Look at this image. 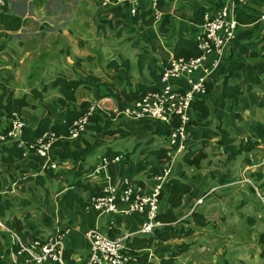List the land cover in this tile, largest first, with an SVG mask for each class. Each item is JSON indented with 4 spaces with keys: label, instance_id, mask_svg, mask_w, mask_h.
I'll use <instances>...</instances> for the list:
<instances>
[{
    "label": "crops",
    "instance_id": "1",
    "mask_svg": "<svg viewBox=\"0 0 264 264\" xmlns=\"http://www.w3.org/2000/svg\"><path fill=\"white\" fill-rule=\"evenodd\" d=\"M20 1L23 6L19 8L13 7V0H9L11 12L25 18L33 17L28 19L30 24H33V20H36L37 17H45L43 19L45 24H40V26H47L45 27L47 34L51 35L50 33H53L55 24L58 25L57 31L54 32L56 36L53 39L50 38L51 41H55L59 36V39H62V37L68 39V41H65L67 43L65 48L58 43L59 50L56 53L55 63L52 65L54 73L46 81L48 87H50L54 75L72 76L75 69L83 73L93 71L100 75L103 80L112 83L113 86L96 83L90 84L91 88H87V91L83 87L78 88L77 101L88 94L93 100L84 131L77 135L54 138L46 155L41 156L36 151L29 150L19 161L1 164V195L14 200V205L8 210V214L21 216L25 211H30V214L24 219L25 227L27 229H41L44 235H52L58 229L67 227L63 236L64 247L73 249L71 256L74 263L80 264L83 262L89 247L85 231L92 225L104 228L109 217L101 215L90 208L82 210L77 203L71 208L68 207L63 200L62 193L67 187L72 186L70 181L50 178L46 181L47 192L35 182L27 181L25 190L18 192L15 183L20 175L37 170L42 171L51 162H57L60 167L65 169L69 179L88 175L101 186L119 187L121 178L127 176L140 179L142 185L146 189H150L156 183L162 182L166 176L178 175L184 170L183 178L191 183V190L186 193L182 204L176 207L177 223L193 226L194 232L191 237L194 240L205 239V234L210 230L219 235L222 232L221 225L224 219L221 216L223 214H212L213 209L223 211L225 202L229 201V198L235 195L236 191L243 198L247 197L246 188L242 189L244 184L241 182L242 179L250 178L248 173L251 170L264 172V144L251 150L252 160L250 164H244L240 159L231 160L227 163L219 161V158H222L223 155L217 147L218 132L215 128V124L220 122L225 127H229L234 135L244 138L248 135L253 136L249 126L251 119L264 120V58L260 56L261 54L247 57L239 51L240 42L245 40L249 47L259 53L261 52L264 46L262 38L264 24L255 20L249 24L238 25L235 35L225 45L224 57L221 60V64L225 63L228 53L232 51L237 58L245 61V66L234 72L231 81L241 84L251 83L252 89L250 91L229 98L223 97L220 92L221 65L212 69L205 79L212 82V90L202 92L198 96L207 101L212 110V115L191 110L190 117L192 119L199 118L207 120L208 123L190 124L185 142L188 146L196 147L201 144L202 140L207 139L209 141L207 148L212 162L206 165V160H204L200 167H185L180 158L171 162L160 161L154 153L141 152L142 147L158 148L159 146L168 145L164 133L166 125L154 118H136L119 112L124 104L121 92L124 85V67L115 70L108 68L106 63L112 59L120 62L122 59L128 58L132 69L136 70L135 59L132 56V54H136L134 47L139 50L151 47L149 39L151 32L156 33L152 39V44L157 49L160 46L170 49L176 39V31L179 29L187 36L201 33L202 24H194L178 17L174 13V8L183 6L192 9L204 4L207 7V15L214 16L220 9V2L217 0H169V5L164 10L157 12L154 22L140 30L132 22L133 2L128 0H34L43 14H39L38 8L36 9V6L33 5V0ZM263 1L246 0L239 4L236 3L232 6V9L234 12L238 9H245L256 15L260 11ZM145 3V0H140L138 6H144ZM46 11L47 14L45 15ZM165 17L166 20L163 21ZM99 23L103 24L100 28L98 27ZM66 25H70V28ZM23 28L32 27L26 23L19 29ZM18 30H6L0 25V36L4 32L9 39V35H13ZM39 30L37 27L33 31L37 33ZM138 37H141L142 41ZM157 39L158 44L155 42ZM17 41L19 44H15L16 46H23L24 43L21 42V39ZM8 43L5 40L0 43V91L10 88L18 94L21 88L18 87L19 83L23 84V79L28 71L37 66V64L34 66L32 61L31 64L29 63L31 57L28 56V53L35 52L38 46L33 48L26 46L24 49L21 47L24 57L17 48H13ZM128 50L130 54H127ZM41 53L42 55L45 54V52ZM76 56L83 58L80 65L74 63ZM100 72L102 75L99 74ZM131 81L132 86L135 88L139 81H147L146 74H140L136 80L131 77ZM27 89L24 86L23 91H27ZM107 91H111V94L103 96ZM75 105L76 103H72L70 106ZM108 105L112 106L117 112L115 122L123 124L131 132L128 138L119 143H124L130 139L134 143L138 142L139 145L133 147V144L130 149L128 146H123L120 149L119 159H111L105 168L95 172L94 167L103 156L105 146L111 145L114 149H118L115 147L114 137L102 133L103 116L99 108ZM31 107V111L24 108L21 114L26 123L35 124L40 115L33 112ZM43 107L44 112L42 114H50L55 120L61 119L66 109L65 107L58 108L50 101H47L45 106L43 103ZM231 110L239 113V116H235L231 113ZM6 122L7 117L0 110V124L4 125ZM78 150L83 151L78 157H75L74 153ZM122 151H127L128 156L125 157ZM215 157L217 158L215 159ZM214 186L217 187L211 190L210 188ZM232 189L235 192H232ZM201 197V202L194 206L197 199ZM232 201H234L233 197ZM165 207V199H161V209ZM192 210H196L206 217L205 225L199 226L193 220L191 213H189ZM217 216L220 218L217 219ZM245 217L242 222L243 229H246L249 234H253V228L258 226L256 225L257 219L254 224L250 225L246 222ZM114 219H116L114 226L120 228L121 234H130L141 223V217L138 214L126 217L117 215ZM257 229L255 236H252L255 237L259 255L262 248L259 233L262 228L258 226ZM0 230L2 244L11 246L15 240L13 234L3 228H0ZM224 235L226 239H230L229 235L232 234L225 233ZM191 240L193 239L191 238ZM178 243L179 241L175 239L165 241L155 238L151 246L156 247L158 252L165 253L168 249H176ZM197 243L204 244L201 241ZM197 243H193L189 249ZM189 249L181 253L177 257V261L181 255H184L182 258L183 264H205L206 260L202 257L199 259H196L197 257L195 259L190 258ZM1 251L3 249L0 247V258H5L8 264H15L23 257V254L18 251H11L6 255H3ZM217 253H221L220 250H217ZM260 261L264 264L263 258L260 257ZM48 264L58 263L53 261Z\"/></svg>",
    "mask_w": 264,
    "mask_h": 264
},
{
    "label": "trees",
    "instance_id": "2",
    "mask_svg": "<svg viewBox=\"0 0 264 264\" xmlns=\"http://www.w3.org/2000/svg\"><path fill=\"white\" fill-rule=\"evenodd\" d=\"M169 0H157L154 7H150L145 3L135 8L132 14V22L135 23L138 29L142 30L146 26L151 25L156 19L157 12L164 10L169 5ZM220 4H224L226 0H217ZM236 3H240L239 0H234ZM174 13L191 23L202 24L205 20L207 13V7L204 4H200L192 9L178 6L174 8ZM257 15V14H256ZM256 15L245 9H238L235 12V17L239 25L249 24L256 20ZM165 21L166 17L163 18ZM27 23L26 18L17 13H13L9 8L0 11V25L4 29L10 31H16L20 27ZM103 24H98V27ZM156 33H150L151 47L142 48L136 52L135 68L141 75L146 74L147 81H139L134 88L131 81L130 67L131 62L128 58L122 59L118 62L112 59L106 63V66L111 69L118 70L120 67H124L123 78L124 85L121 88L122 98L125 101H131L138 98L147 91L155 90L157 88V82L161 77L162 69L167 65V56L160 54L156 51V46L152 43V39ZM262 38L264 41V30L262 32ZM162 48V46H160ZM239 51L247 57L257 56L259 52L249 47L245 40H242L239 45ZM201 53V49L198 46L195 35L187 36L182 30L176 31V39L170 47L168 54H172L174 57L190 58ZM167 54V55H168ZM82 57L76 56L74 63L80 65ZM245 66V61L236 57L235 53L230 51L227 55V61L221 64V95L225 98L240 95L245 91L252 89L251 83L241 84L238 82H232L231 76L239 69ZM75 73L72 76H66L62 74H56L52 77L50 87L46 81L38 79L39 84L35 85L34 80L37 79L38 74L31 72L27 76L28 90L22 93L16 94L13 89H5L0 91V110L4 114L11 115L16 112L21 118L22 110L27 106L36 105V101L43 100L49 88L53 89L55 96L51 99L54 106L60 108L65 107L63 117L59 120H55L50 114H41L35 124L25 123L21 126L20 131L16 137L7 136L5 140H0V167L2 163H14L23 158L27 148L35 147L39 144L40 138H43L45 134L55 137H68L77 128L80 119L89 112L93 105L92 98L84 97L77 101V90L79 87H89L90 84L101 83L108 86H113L112 83L103 80L100 75L89 71L87 73L80 72L75 69ZM146 72V73H144ZM205 89L207 92L212 90V82L205 81ZM111 91H107L103 94L110 95ZM72 103H76L75 106H70ZM260 104H262L260 102ZM191 110L201 111L208 115H212V110L204 98L195 96L190 100ZM103 116L102 133L112 137H128L131 135L129 129L123 124L115 122V112L112 107L101 106L99 108ZM235 116H239V113L231 110ZM207 120H201L199 118H190V124H206ZM179 124V117L177 114L172 113L170 122L166 125L165 136L169 133L172 127ZM250 128L253 133L246 137H237L234 135L229 127H225L220 122L215 124V128L218 132L217 147L220 149L223 157L219 158L222 163H227L231 160L240 159L244 164L251 163V150L261 144H264V120L251 119ZM9 128L8 125L4 126L0 130V134H5ZM209 141L207 139L202 140L201 144L196 147L186 145L184 151L180 153L179 158L185 167H200L203 161L206 160V165L212 162L209 157V150L207 148ZM139 145L135 142L133 147ZM170 147L159 146L158 148L142 147L141 152L154 153L160 161H168L170 156L168 155ZM83 150H78L74 153L75 157H78ZM118 149H114L111 145H106L103 151V155L112 158L119 154ZM128 156V152H125V157ZM56 164H58L56 162ZM184 170L178 175H168L161 182L159 189V196L161 199H165L166 207L161 209L156 218L161 222L160 225L154 227L150 234H129L125 238L126 251L130 254L129 263L134 264H177V257L188 250L194 240H191V235L194 232L193 226H185L184 224L177 223L176 207L182 204L187 192L191 190V183L183 178ZM253 184L256 185L261 191L264 192V172L261 170H251L248 173ZM1 176V169H0ZM50 178L61 179L66 182H71L72 186L67 187L62 197L65 204L68 207H73L77 203L82 210L89 209L91 200L90 196H97L103 194L105 191L103 187L95 180H92L88 175H82L69 179L67 173L63 167H52L50 164L46 165L42 171H35L22 174L16 180V186L20 189L25 188L27 181H33L47 192L46 181ZM129 180L142 184V181L138 178L129 177ZM1 185V177H0ZM253 192L255 188L253 185H249ZM14 205V200L10 197L0 196V218L4 225L18 236L19 240L23 243H28L30 239H34L39 236H43L41 229H27L24 225V219L30 214V211H25L21 216L9 215L8 210ZM192 218L199 226L206 224V217L196 211H191ZM246 222L250 225L254 224L256 217L254 215H247L245 217ZM263 220V227L259 233V241L262 244V248L259 252L264 263V216H261ZM107 234L110 236H117L120 233V228L111 225L107 229ZM160 240H179L178 247L176 249H168L165 253L158 252L156 247L151 246L154 239ZM0 247L3 249L1 253L6 255L11 251H17L19 244L17 242L12 243L11 246H5L2 244V236L0 230ZM72 248L64 247L62 249V258L66 264H75L71 254ZM0 264H8L5 258H0Z\"/></svg>",
    "mask_w": 264,
    "mask_h": 264
},
{
    "label": "built area",
    "instance_id": "3",
    "mask_svg": "<svg viewBox=\"0 0 264 264\" xmlns=\"http://www.w3.org/2000/svg\"><path fill=\"white\" fill-rule=\"evenodd\" d=\"M128 1L133 2L132 12L134 13L140 0ZM244 1L246 0H239V2ZM145 2L150 7H154L157 0H145ZM235 4L234 0H226L224 4H221L220 9L214 16H209L206 13L205 20L202 23V31L195 35L198 46L201 49L200 54L190 58L174 57L171 54L167 65L162 69L157 88L147 91L136 99L125 101L119 110L120 113L126 116L154 118L165 125L170 122L172 113L178 115L179 124L172 127L166 135V140L170 147L168 151L169 162L174 160L177 154L182 153L186 147L185 141L191 118L190 100L206 91L205 79L212 69L221 65L225 45L235 35L239 25L232 9ZM7 8H10L9 0H0V11ZM256 20L264 24V1L256 15ZM113 110L116 115V110L114 108ZM5 116L7 117V122L4 125L0 124V130L6 125L9 128L5 134H0V140H5L7 136L16 137L21 126L26 123L16 112L11 115L5 114ZM88 118L89 112L80 119L76 130L71 135H77L84 131ZM48 138L52 139L53 136L45 134L43 138H40L41 144L35 150L41 156L46 155L49 149L50 143L47 144L48 146L42 143ZM119 158V154L112 158L103 155L96 163L94 171L99 172L106 167L111 159ZM50 165L52 167L58 166L56 162H51ZM242 180L253 185L257 194L264 196V194L259 193V188L253 184L250 178ZM160 185L161 182H158L150 189H146L142 184L133 182L129 180V177L124 176L121 178L119 187L102 186L105 191L103 194L90 196L91 204L89 208L101 215L108 216L109 219L104 228L92 225L85 231L89 247L83 262L80 264H130V254L125 247V238L129 234L110 236L107 234V229L115 224L116 219L114 218L117 215L126 217L138 214L141 217V223L130 234L152 233L154 227L161 224L156 218L157 213L161 210ZM216 187L214 186L210 189L214 190ZM201 200L202 197L197 199L194 206L200 203ZM262 206L264 209V202ZM0 228L9 231L1 218ZM66 229L67 227H62L52 235L30 239L29 243L21 242L17 235L13 232L11 233L15 239L14 242L19 244L17 251L24 255L26 264H48L53 261L58 264H66L62 258L63 236L66 233ZM15 264L22 263L18 261Z\"/></svg>",
    "mask_w": 264,
    "mask_h": 264
},
{
    "label": "rangeland",
    "instance_id": "4",
    "mask_svg": "<svg viewBox=\"0 0 264 264\" xmlns=\"http://www.w3.org/2000/svg\"><path fill=\"white\" fill-rule=\"evenodd\" d=\"M12 4H13V7L16 6V7L20 8L23 6V3L20 0H13ZM33 5L36 6V9L38 8L39 14H43L39 10V6H37L35 4L34 0H33ZM46 14H47V11L45 12V15ZM30 18L32 19L33 17H30ZM30 18H26V21H27V25H29L32 28L19 29L16 33L13 34L14 36L9 35V39H8V37L5 36L4 32H2V36H0V43L2 42V40H5L6 43L9 42L8 44L13 46V48H15V49L17 48L19 53L20 54L22 53V56H24V57H25V55L23 54L24 47L28 46V47L33 48V47L38 46V48L36 49L35 52L28 53V56L31 57V59L29 60V63L31 64V61H32V64H34V66H36V64H37V66L34 67L32 70L30 69V71H28L27 75L23 79V84L19 83L18 87H21L19 90L20 93L24 92L23 91L24 86L26 88H28L27 87V82H28L27 76L30 75L31 72L34 73L35 75L38 74L37 79L34 80L35 85L39 84L38 79H42L44 81H47L51 77V75L54 73V69H53L52 65H53V63H55V57L57 55L56 53L59 50L58 43L60 44V46L65 48V47H67V43H65V41H68L67 38H63V37H62V39H59V37H60L59 33H58L59 37L57 39H55V41L50 40V38L53 39V37L56 36L54 34V32L57 31V29H56L58 27L57 24H55V26H54L53 33L51 32L50 33L51 35H49V34H47V32L45 30V27H47V26H40V24H45V22H44L45 20L43 21V19H45V17H37L36 20H33V24H36V25L30 24V21H28V19H30ZM37 27L40 30H39V32L35 33L33 30L37 29ZM66 27L70 28V25H66ZM140 32H142V31H140ZM2 37H3V39H1ZM15 37H16V39H15ZM140 38H139V40L142 41V39H140ZM20 39H21V42L24 43L23 46H21L23 49L20 46H16L19 44L17 40H20ZM155 42L158 44L159 43L158 39L155 40ZM126 45H127V43H126ZM134 49H135V53L137 51H139V49L137 47H134ZM169 50L170 49H168V47H167V49L163 48V47L162 48L159 47L157 49V52L160 54H163V55L167 56V58H169V56H170V54H168ZM41 52H45V54L42 55ZM127 54H130L129 50H128ZM259 54H261L260 56L262 58H264V46L262 47L261 52ZM132 56L134 57V59L136 61L135 54L134 55L132 54ZM25 61H26V59H25ZM49 66H50V68H49ZM130 73L135 80H136V78H138L140 76V74L135 69L133 70L132 67H130ZM99 74H101V72ZM87 88L90 89L91 86L83 87V89L85 91H87ZM54 96H55L54 90L49 88L47 91V95L43 100H41V101L37 100L35 106L34 105H32V107L30 106L31 108H33L32 111L36 112L38 115H41L44 112L43 103L45 106L46 102L47 101L51 102V99ZM85 97L91 98L89 94L85 95ZM30 107L27 106L25 108H28V110L31 111ZM125 138H128V137H123V138L114 137L115 142H116L115 147L118 148L119 151L123 146H128L130 149L131 145L134 144V141H131L130 139L124 143H119V142H122ZM52 139H54V138H52ZM52 139L48 138L47 140L42 141V143H44L46 145L49 143L51 144ZM40 144H41V142L35 147L27 148L26 152L29 150L35 151L40 146ZM49 148H50V145H49ZM125 152H127V151H124V152L122 151V153L124 155H125ZM179 154H177L175 159L179 158ZM216 158L217 157H215V159ZM56 167H59V165ZM241 182L244 183L242 185V189L246 188L247 197L243 198L240 193H237V191L235 192V190L232 189L231 191L235 192V195L231 196L229 198V201L225 202V206L223 208V211H219L218 209H213L212 214H223V216H221V218L224 219V221H222V225H221L222 226V232L219 235H217L216 233H213L210 230L205 234L206 240L204 238L200 239V240H194L193 237H190L194 240V242H193L194 244L197 243L198 241H201L204 243V244L197 243L192 248H190V249L188 248L189 249L188 254L190 255V258L195 259L197 257L196 259H199L202 257L204 260H206L205 264H262L260 261V257L258 255V248H257L256 242H255L256 240H255V237H253V236H255V234H256L255 232L258 230L257 229L258 226H260V228L263 227V220H261V216H264V209L262 206V204L264 202V196H260L256 192H253L250 189V187H249L250 184L248 182H245V181H241ZM15 187H16V190H18V192L25 190V188L24 189L18 188L16 186V183H15ZM259 191H260L259 192L260 194L261 193L264 194V192L261 191L260 189H259ZM232 197H233L234 201H232ZM247 215H254L257 219L256 225H258V226H257V228L256 227L253 228V231H254L253 234H251V233L249 234L246 231V229L245 230L243 229L244 226H243L242 222L244 221V217ZM218 218H220V217L217 216V219ZM241 218H242V220H241ZM225 233L232 234V235H229L230 239L225 238V235H224ZM42 235H43V237L48 236V234H46V235L42 234ZM239 235H241V236L239 237ZM175 240H177V239H175ZM217 250H220L221 253H217ZM183 256L184 255H181L178 258L177 264H183V261H182ZM224 257L226 259H223ZM20 262L22 264H26L25 259H24V255H23L22 259L20 260ZM130 264H134V263H130Z\"/></svg>",
    "mask_w": 264,
    "mask_h": 264
},
{
    "label": "water",
    "instance_id": "5",
    "mask_svg": "<svg viewBox=\"0 0 264 264\" xmlns=\"http://www.w3.org/2000/svg\"><path fill=\"white\" fill-rule=\"evenodd\" d=\"M109 107H111V106H109Z\"/></svg>",
    "mask_w": 264,
    "mask_h": 264
}]
</instances>
